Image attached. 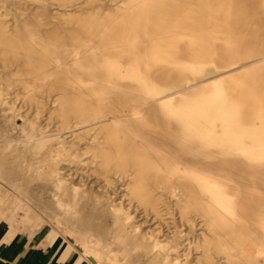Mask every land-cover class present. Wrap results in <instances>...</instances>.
<instances>
[{
	"label": "bare ground",
	"instance_id": "6f19581e",
	"mask_svg": "<svg viewBox=\"0 0 264 264\" xmlns=\"http://www.w3.org/2000/svg\"><path fill=\"white\" fill-rule=\"evenodd\" d=\"M35 1L0 3L12 223L54 217L61 262L264 264V0Z\"/></svg>",
	"mask_w": 264,
	"mask_h": 264
},
{
	"label": "rangeland",
	"instance_id": "374dc122",
	"mask_svg": "<svg viewBox=\"0 0 264 264\" xmlns=\"http://www.w3.org/2000/svg\"><path fill=\"white\" fill-rule=\"evenodd\" d=\"M11 1H16V2L25 1L23 8L27 13L30 12L33 8H35L39 4V2L35 0H0V3L8 4ZM60 3L62 5L68 4V2L65 0ZM120 4L121 3L119 2V0H93V1H83L80 4V6L82 7V10L84 11L88 10L87 12H91V11L100 12L102 10L103 12H108ZM17 11L18 8H15V6H9L8 14L4 16V18L11 19L14 15V12ZM75 15L79 16L78 14ZM4 185L10 188L9 185L6 184L5 182ZM22 215L23 212L18 213V216H22ZM29 216L31 221L35 220L31 215ZM53 221H55L54 217L53 218L47 217V221L45 222L42 221L41 224L38 223L39 225L34 224V227H32V231H30L29 233L26 230H23L20 224L12 223V214L7 210H5V208L2 206V203H0V252L10 248L11 254L14 255L16 254L17 256H19V259L17 261L18 264H28V263L30 264L31 261H32L31 264H45V261L51 263L59 262V258L61 255V247H60L61 245H59V240L61 239L60 235L65 234L64 231L66 230V227L62 224L59 225L58 227L56 221L55 222ZM46 257L47 259L43 260ZM27 258L29 259L27 260ZM68 259H71L73 264L89 263L76 252H74ZM98 264H107V262L106 260L101 258ZM120 264H126V263L120 262ZM143 264H147V263H143Z\"/></svg>",
	"mask_w": 264,
	"mask_h": 264
},
{
	"label": "crops",
	"instance_id": "0c3cea01",
	"mask_svg": "<svg viewBox=\"0 0 264 264\" xmlns=\"http://www.w3.org/2000/svg\"><path fill=\"white\" fill-rule=\"evenodd\" d=\"M10 256V257H9ZM19 259V256H17L16 254H11V249H7V250H3L2 252H0V264H18L17 261ZM29 259V258H28ZM46 258H44L43 260H46ZM71 259L66 260L65 262H61L60 258H59V262H46L45 264H73L72 261H70ZM72 262V263H71Z\"/></svg>",
	"mask_w": 264,
	"mask_h": 264
}]
</instances>
